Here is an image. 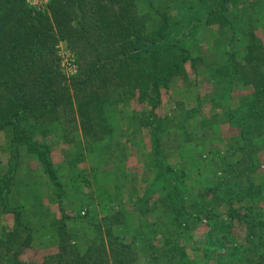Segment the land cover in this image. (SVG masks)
I'll return each instance as SVG.
<instances>
[{
  "label": "trees",
  "instance_id": "1",
  "mask_svg": "<svg viewBox=\"0 0 264 264\" xmlns=\"http://www.w3.org/2000/svg\"><path fill=\"white\" fill-rule=\"evenodd\" d=\"M259 23L264 26V0H48L41 10L26 0H0V130L11 133L12 148L9 164L0 167V214L14 219L12 228L0 232V264H189L184 242L202 219L214 247L228 240L233 221L246 228L244 242L220 255L224 264H264V44L254 33ZM204 32L216 64L206 71L213 86L211 115L196 102L180 107V121L159 116L162 89L188 77V61L195 67L203 59L192 51L203 43ZM60 41L75 58L71 76L60 66ZM237 89L250 92L232 107ZM132 100L147 110L131 108ZM27 119L57 121V131L71 144L63 163L70 170L82 161L89 170L112 166L122 183L124 162L133 153L129 141H142L149 128L151 146L141 153L142 172L136 176L146 183L145 192L130 191L129 202L140 218L153 219L149 223L161 238V250L145 255L137 234L127 229L123 209L112 211L105 204L112 212L93 225V239L81 251L68 229L66 190L50 148L21 128ZM220 123L238 134L227 138L223 150L208 147L202 153L196 136L205 137ZM168 129L179 141L170 152L163 145ZM21 149L40 162L61 211L54 228L57 252L41 262L19 257L33 241L25 207L13 199ZM193 170L207 171L203 184H194ZM106 196L98 203L102 207Z\"/></svg>",
  "mask_w": 264,
  "mask_h": 264
},
{
  "label": "rangeland",
  "instance_id": "2",
  "mask_svg": "<svg viewBox=\"0 0 264 264\" xmlns=\"http://www.w3.org/2000/svg\"><path fill=\"white\" fill-rule=\"evenodd\" d=\"M153 1L158 3L161 0ZM146 7L147 4L141 2L140 9L145 11ZM171 13L175 14L173 10H171ZM254 33L264 44L263 24H257L254 28ZM207 39H210L209 33L204 32L202 34L203 43L200 44V47L198 46L199 48L192 51L193 56H201L203 59L197 60L194 65L195 67L192 66L191 61L185 64L188 77L175 78L167 89H162V101L155 110L159 116L166 115L167 117L176 118V120L180 121L182 112L181 110L179 111L180 107H195L196 102H200V110L205 116L211 115L212 111L209 97L212 95L213 86L206 71L216 64L213 62L211 44L207 43ZM221 50H223V45H221ZM57 54L59 56L60 66L66 76L73 75L77 68L75 58L64 41H60L57 45ZM249 92V89L234 90L231 93L230 106H236L239 98ZM130 103L131 108L137 110H147L148 108L145 104L137 100H132ZM177 103H180L178 110L175 109ZM20 126L21 128H25L27 134L31 135L33 140L46 143L50 148L51 159L59 170V177L63 181L66 190L62 197V205L69 215L67 220L68 229L81 251H85L93 239L95 231L93 225L97 224L99 219L104 217V215H109L113 210L120 209H123L126 215L127 229L137 234L140 250L145 255H148L147 252H150V250L156 252L161 250L163 246L161 238L158 233L152 231L153 227L149 223L153 219L149 218L148 222V219L144 220L140 218L138 212L132 208L129 202L130 191H134L138 196H141L145 192L146 183L142 182L139 177L136 180L137 174L141 175L142 172L141 160H143V154L141 156L133 155L126 158L123 165L125 181L122 183V179L119 177L121 173L116 171L112 166L89 170L88 167L90 164L87 161L78 163L77 170H70L69 167L65 166L63 163L66 160V154L70 150L71 144L65 142L61 133L57 131V121L40 123L38 121L35 122L33 119H27ZM188 126L191 128V124H188ZM229 127L231 126L227 123H220L218 126H213V128L207 130L205 137L196 136L195 139L202 143V147L200 148L202 153H205L208 147L213 151L223 150L227 144V133L231 131ZM231 128L236 130L233 131L238 134L237 128ZM175 129L173 126V130ZM168 130L169 133L164 136L163 145L164 149L170 152L179 141L174 137V133L170 129ZM74 132V130H71L69 135L73 137ZM198 133L201 134L200 131ZM10 136L11 133L8 130H0V166H7L11 160L10 151L12 148L9 146ZM141 139L149 147V128L144 129ZM135 143H137V146H141L143 142L141 143V141L131 139L129 141L131 151L136 148ZM260 157L264 160L262 154ZM170 159L172 161L176 160L173 157H170ZM19 163L20 166L14 179L13 199L18 205H24L23 216L27 218L32 226L33 232L32 245L23 249L19 257L28 263L41 262L45 256L57 252L54 228L57 220L61 216V211L56 202V191L53 190L52 185L48 184L45 175L41 171L40 162L34 159L33 155L21 149ZM206 164H208L207 161L203 162V166ZM197 165L195 164V166ZM76 172H79L80 175H75ZM206 172L203 171L198 175L196 170H193V177L201 179V181H198L195 178L196 182L194 184H203L205 182L203 178ZM81 177L85 178L84 180L86 181H82ZM189 182H192L191 179ZM198 187L200 186L198 185ZM118 193L119 195L121 193V198L119 197L116 201V198L119 196L117 195ZM105 196L107 199L100 202L101 204L104 203L102 207L98 203ZM109 197H115V199L113 200ZM117 202L118 204H116ZM105 204L113 206L112 211L107 210ZM12 216V214H0V232L3 226L7 229L13 227L14 220ZM207 230L206 220L202 219L191 231L189 235L190 239L184 242L186 255L190 262L189 264H224V260H222L224 257H220V255H225V250H229L234 244L244 242L246 234L244 224L241 221L235 220L230 229L231 235L227 236L228 240L224 245L219 247L216 245L214 247L206 236ZM231 237L234 238L235 243L231 241ZM2 254L3 252H0V261L4 259ZM236 257L233 255L230 259H236ZM142 262H145V259H142Z\"/></svg>",
  "mask_w": 264,
  "mask_h": 264
},
{
  "label": "crops",
  "instance_id": "3",
  "mask_svg": "<svg viewBox=\"0 0 264 264\" xmlns=\"http://www.w3.org/2000/svg\"><path fill=\"white\" fill-rule=\"evenodd\" d=\"M229 129L231 130V131H229V133H227V138H229V137H231V136H235V134L237 135V133L236 132H234V131H236V130H234L233 128H231V127H229ZM234 130V131H233ZM226 139V138H225ZM142 141H141V146L139 145V146H137V144H134L135 146H136V148L132 151L133 153L130 155V156H133V155H138V156H141V153L142 152H146V151H148V149H150V146H151V144H150V133H149V147L148 146H146L145 144H144V141H143V139H141ZM137 141H139V140H137ZM133 145V146H134ZM210 145H212V144H210ZM141 148V149H140ZM137 150H139V151H141L140 153H138V152H136ZM142 164V163H141ZM2 165V164H1ZM0 167H4V166H0ZM263 167V166H262ZM11 213H6L5 215H10ZM13 217V216H12ZM14 220V219H13Z\"/></svg>",
  "mask_w": 264,
  "mask_h": 264
},
{
  "label": "built area",
  "instance_id": "4",
  "mask_svg": "<svg viewBox=\"0 0 264 264\" xmlns=\"http://www.w3.org/2000/svg\"><path fill=\"white\" fill-rule=\"evenodd\" d=\"M31 6H33L36 9H44L46 7V4L48 0H26Z\"/></svg>",
  "mask_w": 264,
  "mask_h": 264
}]
</instances>
